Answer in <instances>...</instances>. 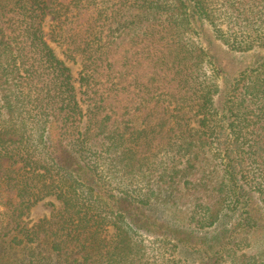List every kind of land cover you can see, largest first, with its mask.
I'll return each mask as SVG.
<instances>
[{"label": "trees", "instance_id": "trees-1", "mask_svg": "<svg viewBox=\"0 0 264 264\" xmlns=\"http://www.w3.org/2000/svg\"><path fill=\"white\" fill-rule=\"evenodd\" d=\"M50 35L82 58L78 78ZM209 39L236 53L264 49V0H0L6 251L23 264H152L136 236L150 233L138 224L148 217L127 206L142 212L186 197L184 218L202 215L206 229L246 193L264 205V61L223 89ZM50 196L63 208L25 223ZM162 239L186 245L176 230ZM231 259L264 264L253 254Z\"/></svg>", "mask_w": 264, "mask_h": 264}, {"label": "rangeland", "instance_id": "rangeland-1", "mask_svg": "<svg viewBox=\"0 0 264 264\" xmlns=\"http://www.w3.org/2000/svg\"><path fill=\"white\" fill-rule=\"evenodd\" d=\"M53 16L49 15L45 22V30L51 34V25ZM49 41L55 49L56 54L63 59L71 68L73 75L78 78L82 70V58L77 56L72 59V55L65 50V46L52 39ZM211 45L207 47L204 40L203 45L214 58L219 68V83L225 89L227 81H232L240 72L256 67L264 61V49H255L246 53H236L228 50L224 45L217 41H210ZM223 100L218 99L219 105ZM3 188V187H2ZM1 188L0 211L7 198L4 194V188ZM248 198L244 199V205L239 210L225 211L222 221L215 227L200 229L197 221L204 218L202 215L196 217V221L189 222L184 216H190L189 210L192 208L190 199L182 197L178 206H174V201L160 200L154 204V209L134 210L132 206H127L130 214L142 213L147 215L148 220L139 221L138 224L150 230L145 233L141 232L136 235L147 246V259L152 264H232L231 258H237L241 254H253L264 259V205L255 193H246ZM206 202V196H200L199 202ZM63 203L55 196H50L37 203L30 211L29 215L24 218L25 223L33 224L44 217L50 216L53 212L62 209ZM244 213L242 215V211ZM187 214V215H186ZM250 214L252 227L242 228V216ZM139 219V218H136ZM166 230H176L179 237L183 238L184 247L177 250L173 247L174 243L163 242V235ZM232 236V237H231ZM231 249L217 254V250L222 245H228ZM202 250V251H201ZM210 252V253H207ZM3 258V259H2ZM23 254L6 251L4 244L0 245V264H23Z\"/></svg>", "mask_w": 264, "mask_h": 264}]
</instances>
